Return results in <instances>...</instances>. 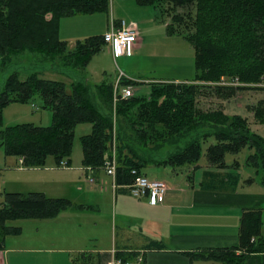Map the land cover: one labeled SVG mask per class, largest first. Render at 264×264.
<instances>
[{
    "label": "trees",
    "instance_id": "trees-1",
    "mask_svg": "<svg viewBox=\"0 0 264 264\" xmlns=\"http://www.w3.org/2000/svg\"><path fill=\"white\" fill-rule=\"evenodd\" d=\"M138 3L160 6L158 0ZM166 7L171 18L167 32L172 34L176 25L194 50L196 74L192 83H151L148 97L132 96L113 104L111 84L93 88L86 80L73 81L67 91L64 83L44 79L37 72L25 77L12 72L0 90V126L6 106L27 104L37 97L43 108L51 111L52 124L23 123L1 130L5 155L22 159L25 168H42L48 157L56 166L63 160L68 164L74 128L89 123L90 134L81 138L82 166L102 170L114 147L117 185L129 183L131 170L141 173L149 163L198 169L202 144L212 138L214 143L205 153L207 164L227 168L226 154L248 147L254 152L247 164L256 169L257 181L264 186V138L251 131L248 120L240 115L225 114L222 107L199 106L201 97L228 101L239 91L264 89V0H168ZM108 10L109 0H0V66L9 65L14 56L33 53L85 70L105 45L103 35L69 48L59 38V22ZM224 80L238 85H223ZM119 84L127 87L138 83L122 79ZM251 112L264 125V100L252 106ZM167 147L172 149L165 158L144 156L148 149ZM3 199L0 250L7 236L20 234V228L9 227L8 221L52 219L77 208L67 199L48 198L41 192H6ZM188 257L222 264H264V208L243 211L235 248L188 253Z\"/></svg>",
    "mask_w": 264,
    "mask_h": 264
},
{
    "label": "rangeland",
    "instance_id": "rangeland-1",
    "mask_svg": "<svg viewBox=\"0 0 264 264\" xmlns=\"http://www.w3.org/2000/svg\"><path fill=\"white\" fill-rule=\"evenodd\" d=\"M158 1H160V6L159 4L140 5L138 0H109L108 12L66 17L59 22V38L69 48H73L76 43L90 37L103 35L111 20L135 25L138 36L143 39L144 43L140 50L134 49L130 57L114 59L110 46L105 44L91 58L85 70H79L63 66L59 60H50L41 54L23 53L12 57L9 65L0 66V90L12 72H19L22 77L37 72L44 79L64 83L67 91L73 81L86 80L93 88L102 84L115 86L118 75L123 73L126 79L138 83L132 86L133 96L136 97H148L151 92V83L165 80L192 83L196 74L194 50L185 40L184 32H180L181 29H178L176 25L173 26L172 34L167 32L166 26L171 23L166 7L168 0ZM225 82L228 81L225 80ZM263 86L264 84L261 85V87ZM260 100H264V89H249L237 92L228 101L216 98V96L201 97L199 106L202 109L222 107L225 114L245 116L251 131L264 138V125L259 124L252 117L251 112V107ZM116 102L113 101V104ZM98 107H101L99 102ZM23 123L40 127L50 126L52 113L43 108L42 100L38 97L30 103H12L3 109L0 131L6 127ZM90 132L91 125L89 123L79 124L74 128L73 145L66 168L56 166L52 157L47 158L45 166L42 168H24L20 166L18 158L6 156L0 145V205L6 192L26 194L45 190L52 196H68L76 201L83 200L81 203L90 202L92 196L89 193L97 194L100 191L96 184L88 182L90 177L92 179L94 177L90 173L86 174V171H82L81 168L83 158L81 138ZM212 143L214 140L210 138L202 144L198 166L203 167L207 164L205 153L207 147ZM183 145L182 141L180 146ZM168 149L172 148L167 147V149L163 148L157 151L148 149L144 156L155 160L162 159L167 156ZM253 152V149L245 147L237 154H226L225 163L230 165L229 169L232 170L231 164L237 162L240 164L239 170L243 172L242 175L246 176L247 171H254L253 167H247V158ZM62 162L67 161L63 160ZM165 168H168L167 165L156 166L149 163L142 168L141 173L150 180L156 179L167 184L170 181L164 177ZM191 169L190 166L181 167L179 170L177 168L178 177L174 180H186L187 174L193 173ZM257 186L261 187L260 184ZM106 208L108 207L104 206L102 210L105 211ZM47 220L50 219H20L8 221L7 225L20 228V238L15 237L13 241H22V244L34 250H40L41 252L32 253L34 256H41L45 253V221ZM102 227L109 233V223L104 221ZM87 234L88 231L83 230V238ZM89 243L90 241L87 240L82 247L91 249L92 245ZM105 243H107V239H105ZM204 262L222 264L211 261Z\"/></svg>",
    "mask_w": 264,
    "mask_h": 264
},
{
    "label": "crops",
    "instance_id": "crops-1",
    "mask_svg": "<svg viewBox=\"0 0 264 264\" xmlns=\"http://www.w3.org/2000/svg\"><path fill=\"white\" fill-rule=\"evenodd\" d=\"M143 43L138 36L134 49L140 50ZM231 166L232 170L230 165L217 169L205 164L199 170L192 168L193 173L182 181L174 180L177 168L167 166L163 172L170 182L163 203L156 206L113 189L112 178L103 170L87 172L82 166V171L94 177L88 182L100 191L89 193L92 198L86 203L38 191L48 198H68L77 208L45 221L44 255L34 256L32 252L41 251L13 241L20 234L7 236L0 264H75L74 260L77 264H109L122 258L129 264H210L191 261L188 253L235 248L243 211L264 208V186H257L256 169L243 176L240 164ZM104 206L108 207L105 211ZM104 221L109 223V233L102 227ZM83 230L88 231L84 238ZM87 240L91 249L82 247Z\"/></svg>",
    "mask_w": 264,
    "mask_h": 264
},
{
    "label": "built area",
    "instance_id": "built-area-1",
    "mask_svg": "<svg viewBox=\"0 0 264 264\" xmlns=\"http://www.w3.org/2000/svg\"><path fill=\"white\" fill-rule=\"evenodd\" d=\"M103 39L105 44L109 45L111 48L112 56L114 59L119 57H130L133 50L138 42V32L135 25H127L124 21H114L111 20L110 24L107 26L106 31L103 34ZM122 79H126L123 73L118 75L117 82L114 86V96L113 101L125 100L133 96L132 86L120 87L119 82ZM223 85L236 86L237 83L225 82ZM20 166H23V160H19ZM59 166L61 168H66L68 165L66 162H60ZM87 172H91L90 168L85 169ZM102 170L106 175L112 178V188L121 189L128 193L131 197L135 199H144L151 206L160 205L163 203L167 187L165 183L157 180H150L143 174L136 170H131L130 176L131 181L127 184L117 185L115 182V172H116V156L114 147L112 150V155L109 159L104 162ZM94 179L89 178V182H93ZM142 258L138 257L137 262L141 263ZM109 264H129L128 262L122 263L120 259H115Z\"/></svg>",
    "mask_w": 264,
    "mask_h": 264
}]
</instances>
